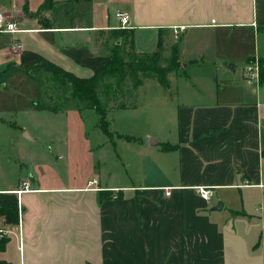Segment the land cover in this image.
Returning <instances> with one entry per match:
<instances>
[{"label":"crops","instance_id":"obj_1","mask_svg":"<svg viewBox=\"0 0 264 264\" xmlns=\"http://www.w3.org/2000/svg\"><path fill=\"white\" fill-rule=\"evenodd\" d=\"M2 10L23 29L7 34L21 47L0 49L2 60H50L77 77L91 76L115 45L152 53L168 45L171 27L185 29L164 120L113 128L118 111L155 116L146 104L110 108L104 129L96 111L94 128L73 129L90 175L40 185L21 171L0 188L16 193L19 216L16 225L0 217V260L10 264L16 247L18 264H264V82L244 73L249 59L264 58V0H10ZM122 11L131 27L120 30ZM55 132L65 159L69 132ZM199 186L212 187L210 200Z\"/></svg>","mask_w":264,"mask_h":264},{"label":"rangeland","instance_id":"obj_2","mask_svg":"<svg viewBox=\"0 0 264 264\" xmlns=\"http://www.w3.org/2000/svg\"><path fill=\"white\" fill-rule=\"evenodd\" d=\"M4 3H3V2ZM10 0H1L0 4L8 5ZM89 9L87 10V12ZM81 24V22H80ZM83 24H86L83 22ZM168 45L173 43L176 46L178 40L173 36L168 37ZM248 47L250 53L253 51L252 37L249 38ZM11 45L7 34L0 35V49H4ZM261 48L263 44L259 40ZM163 47V56L167 58L169 55V47ZM12 54L16 53L12 51ZM209 54V53H208ZM126 58L129 53L126 52ZM130 57V56H129ZM231 57L236 61V70H240L244 65L239 52L233 51ZM0 56V188L13 183L19 172L23 171L27 178L32 176L40 185H59L63 180H68L70 183L79 180L80 174L90 175V168L84 165L87 160L86 152L79 153L78 148L83 143L79 142V136L73 134L75 127L81 126L94 128L97 124L98 113L93 109H83L82 112L69 109L68 115L65 118L62 113H53L44 110L31 109V103L36 96V82L29 78L24 70V67L29 64H21L20 61L2 60ZM254 59L248 60L247 63L254 62ZM32 64V63H31ZM229 63H227V66ZM247 66V65H246ZM178 65L176 70L169 71V89L164 88V84L159 82L157 74L150 75L146 73L143 75L139 71L141 84L136 90H129L124 88V91L130 92L134 103H138L134 107H142L146 104L151 107V113L138 112L123 116L122 111H118L112 121L113 128H118L121 124L122 129L127 125L141 126L144 119H161L164 120L169 112H161V106L166 105L165 102H174L177 98L176 75L180 70ZM145 67H143L144 69ZM128 85L131 82L128 81ZM49 86V85H48ZM48 96L52 95L53 100H57V92L53 88L45 86ZM129 90V91H128ZM102 99H105L103 96ZM127 98H125L126 100ZM102 104H105L104 101ZM107 105V106H106ZM104 108L110 109L109 104ZM113 108V107H112ZM132 108V107H126ZM23 128V131H20ZM61 128H67L69 134L67 135V147L65 149V159L56 158V146H58L60 137L55 131ZM24 132L28 134L29 138L24 136ZM24 137V138H23ZM77 153V154H76ZM29 158V162L25 158ZM47 159H43V157ZM18 173V174H17ZM77 179L74 180V177ZM2 236H6L1 232ZM14 247V246H13ZM10 264H18V249L16 247L10 248L5 255Z\"/></svg>","mask_w":264,"mask_h":264},{"label":"trees","instance_id":"obj_3","mask_svg":"<svg viewBox=\"0 0 264 264\" xmlns=\"http://www.w3.org/2000/svg\"><path fill=\"white\" fill-rule=\"evenodd\" d=\"M160 44V43H159ZM158 50L152 53H135L131 50L115 45L109 60L94 71L91 76L77 77L72 72L62 69L52 61L40 60L24 67L26 75L36 82V98L31 103L33 110L48 112H60L66 109H93L100 114V124L105 129L104 108L134 107L130 92L124 88L136 90L140 84V73L145 75L157 74L160 83L165 89H169V71L176 70L180 65L177 56V46L173 43L168 45L169 55L163 56V47L160 44ZM126 52L129 53L126 58ZM130 56V57H129ZM249 59V58H248ZM251 60V59H249ZM259 83L264 82V58L258 60ZM143 67H145L143 69ZM131 82V85L127 83ZM49 85V86H48ZM45 86L51 87L57 92V100L52 95L48 96ZM128 90V91H129ZM105 99H102V97ZM125 98H127L125 100ZM104 101L105 104H102ZM107 106V105H106ZM0 217L7 225H16L19 221L17 195L14 192L0 191ZM8 237L0 236V251L5 250ZM0 264L6 262L0 260Z\"/></svg>","mask_w":264,"mask_h":264},{"label":"built area","instance_id":"obj_4","mask_svg":"<svg viewBox=\"0 0 264 264\" xmlns=\"http://www.w3.org/2000/svg\"><path fill=\"white\" fill-rule=\"evenodd\" d=\"M117 18H118V24L116 26L117 29L123 30L131 27V18L130 15L127 12H118L117 13ZM185 29L184 25L180 26H173L171 27V31L173 33L174 38H178L180 34L183 32ZM23 29L20 27V23L17 21H13L12 19L9 18L7 13L2 10L0 11V34H10L14 35ZM21 47V42L19 39H13L12 44H11V49L14 52H18V49ZM258 60H255L252 63H247V66L244 69V73L248 75L250 78L253 79H258L259 74H258ZM212 187L209 186H199L197 187V193L198 195L205 200H210L212 197ZM169 189H166V194H168ZM21 190H17V193L19 194ZM1 230H0V236H2Z\"/></svg>","mask_w":264,"mask_h":264},{"label":"water","instance_id":"obj_5","mask_svg":"<svg viewBox=\"0 0 264 264\" xmlns=\"http://www.w3.org/2000/svg\"><path fill=\"white\" fill-rule=\"evenodd\" d=\"M24 136L27 137V138H29V136H28L27 133H24ZM221 206H222V203L219 202V204L216 205V206H214V207L212 208V210H219V209L221 208Z\"/></svg>","mask_w":264,"mask_h":264}]
</instances>
